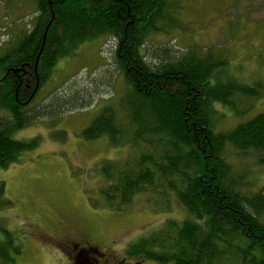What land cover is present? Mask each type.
Segmentation results:
<instances>
[{
	"label": "trees",
	"instance_id": "16d2710c",
	"mask_svg": "<svg viewBox=\"0 0 264 264\" xmlns=\"http://www.w3.org/2000/svg\"><path fill=\"white\" fill-rule=\"evenodd\" d=\"M34 1L32 28L0 55V109L8 113L0 116V168L37 144L13 135L51 111L50 105H27L57 61L106 36L114 41L113 63L127 84L126 95L103 105L81 136H106L113 146L134 152L97 165L103 203L119 212L143 193L168 208L173 195L189 214L182 221L165 220L131 243L126 256L158 264H264V188L243 191L225 156L227 145L264 152V111L224 132L213 124L215 103L237 112L235 95L259 96L264 83H224L215 71L226 60L211 54L149 50V38L174 24L170 0ZM86 105L82 100L70 108ZM11 203L0 184V211ZM0 234V264H19L22 243L1 220Z\"/></svg>",
	"mask_w": 264,
	"mask_h": 264
},
{
	"label": "rangeland",
	"instance_id": "374dc122",
	"mask_svg": "<svg viewBox=\"0 0 264 264\" xmlns=\"http://www.w3.org/2000/svg\"><path fill=\"white\" fill-rule=\"evenodd\" d=\"M35 4L0 0V55L32 28ZM170 4L174 24L149 38V50L168 47L175 56L188 51L211 54L215 60H226L221 71H215L224 83H264V0H170ZM113 47L114 41L103 36L80 44L75 56L59 59L27 105L30 109L50 105L51 111L13 135L16 141L37 140L8 168H0V184L12 201L0 211V220L22 243L19 264H71L67 245L81 255L75 264H158L128 258L126 250L162 228L165 220L189 217L173 195L168 208L157 207L155 198L148 201L149 195L143 193L119 212L103 203L98 190L104 183L97 165L134 152L113 146L106 136L94 141L81 136L103 105L126 95L127 84L113 63ZM82 100L88 105L70 108ZM234 101L239 109L234 113L225 104H214L216 131L233 129L264 111V92L251 98L235 95ZM6 113L0 109V116ZM225 156L243 191L264 188V152H240L227 145Z\"/></svg>",
	"mask_w": 264,
	"mask_h": 264
},
{
	"label": "flooded vegetation",
	"instance_id": "af4514ba",
	"mask_svg": "<svg viewBox=\"0 0 264 264\" xmlns=\"http://www.w3.org/2000/svg\"><path fill=\"white\" fill-rule=\"evenodd\" d=\"M67 250H70V255L71 256H69V260L71 261V264H75V261L77 260V258H78V256L80 255V254H77V255H75V253H73V249H70V246L69 245H67ZM81 256V255H80ZM79 261V260H78ZM99 260H97V261H95V262H98ZM79 264V263H78ZM107 264V263H106Z\"/></svg>",
	"mask_w": 264,
	"mask_h": 264
}]
</instances>
